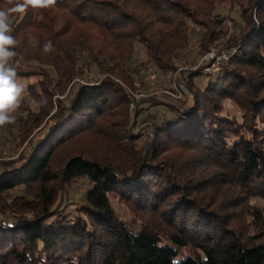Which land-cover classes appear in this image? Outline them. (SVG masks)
<instances>
[{
  "label": "trees",
  "instance_id": "trees-1",
  "mask_svg": "<svg viewBox=\"0 0 264 264\" xmlns=\"http://www.w3.org/2000/svg\"><path fill=\"white\" fill-rule=\"evenodd\" d=\"M224 1L57 0L10 15L17 77L39 75L28 95L47 104L18 116L22 141L39 128L30 149L0 160V198L23 192L0 202V264H264L261 214L252 211L254 229L234 208L264 200V0H232L244 21L226 41L234 54L203 73V86L193 74L190 99L180 105L142 98L175 117L154 121L142 143V129L135 131L143 107L130 95L135 85L126 70L135 43L159 68L175 71L174 54L189 45V21L200 28L204 54L228 33L227 17L214 13ZM89 27L99 31L97 43ZM49 40L55 51L44 54ZM93 63L104 76L80 80ZM228 99L240 119L225 114ZM80 177L92 186L71 216L61 199ZM224 185L239 199L218 198ZM27 210L31 218L21 215Z\"/></svg>",
  "mask_w": 264,
  "mask_h": 264
},
{
  "label": "rangeland",
  "instance_id": "rangeland-1",
  "mask_svg": "<svg viewBox=\"0 0 264 264\" xmlns=\"http://www.w3.org/2000/svg\"><path fill=\"white\" fill-rule=\"evenodd\" d=\"M214 13L221 16L225 15L227 17L225 30H227L228 33L225 36H221V38L218 40L212 42L207 53L204 54L200 52V28L195 23L189 21L191 27L189 45L184 49L178 50L174 54V61L177 64L175 71L162 70L159 68L152 60L147 57L144 45L139 42L135 43L134 52L126 70L132 76V80L135 85V89H129L130 95L134 98V102H136L135 99H140V103L138 105L143 107L142 114L139 117L138 125L135 127V131H138L139 128H141L143 131L142 137L140 138V143L148 139V137L152 134L154 130V121H158L159 124H162L166 121V118L175 117V114H172V112L165 106L154 105L150 102H143L141 101L142 98L152 95L156 99L180 105L182 101H187L188 98L190 99L187 84L189 78L193 74L200 73V76L198 75L195 77L196 83L200 86L205 85L207 76L203 74L202 69H204V67L207 65L209 60L206 57H209V54H211L212 51L219 52L222 50H229L232 52V55L236 51L237 47L232 48L227 46L226 41L229 35H237L239 33L240 26H242L244 23L240 16L239 5H234L232 0H225L222 3L220 2L216 4ZM12 19L13 17L9 18V23H11ZM89 31L91 36L95 35L94 37L96 38L93 36L92 38H94L93 41L95 40L97 43L99 39H101L98 34L99 31L95 27H89ZM34 41L35 39L31 37V42ZM82 61L89 63V58H82L80 62ZM19 65L23 66V63ZM123 67L125 68V66ZM102 76H104V74H102L98 70L96 64L93 63L89 65V68L86 69V73L80 77V80L94 81L98 78H101ZM38 79H40L39 75L18 78L19 82L25 85L26 92L20 99V103L22 105L21 108L18 109L19 111L14 113L16 117L15 122L0 127V160L16 157L21 151H28L30 149V143L32 141L31 137L37 132L39 128L34 129L30 135L24 141H22L21 135L19 134L20 130L18 116L27 115L28 111H30L29 108L34 109V103L30 100L28 95L27 85L29 83H35ZM177 89L183 92L181 97L175 96L174 93L177 92ZM64 96L65 95H61L60 97L63 98ZM224 104L225 114L238 119L241 118L238 106L234 100L228 99L224 102ZM132 108H135L133 103ZM91 186L92 183L87 177L74 179L65 185V192L63 193L61 199V206L65 207L66 213H70L71 216H73L75 213H78L77 208L84 201L85 195ZM223 189V194H218V198L225 197L226 199H239V195L235 189L227 185H224ZM22 193V189L18 188L16 191L5 195V197H1L0 202L5 201L11 203L16 195ZM112 203L116 211L131 225V227L137 226V222L132 219V214L124 204L118 202L116 199H112ZM234 208L235 212L237 213H242L244 211L243 217L245 216V218H243V220L254 229L258 227L252 222V211L257 209L264 220V200L260 197L249 198L245 200V205L241 204L239 206H235ZM6 211L7 214H17L9 208H7ZM21 215L31 218L33 216V212L27 210ZM1 218H3V216L0 213V219ZM8 218L10 217L8 216Z\"/></svg>",
  "mask_w": 264,
  "mask_h": 264
},
{
  "label": "clouds",
  "instance_id": "clouds-1",
  "mask_svg": "<svg viewBox=\"0 0 264 264\" xmlns=\"http://www.w3.org/2000/svg\"><path fill=\"white\" fill-rule=\"evenodd\" d=\"M56 3L57 0H6L8 7L0 8V127L15 122L14 113L20 107V99L26 92V87L19 82L12 63L18 55L15 51L18 41L11 35L10 15L25 13L29 8H50ZM42 51L44 54L55 51L53 43L46 41ZM46 104L47 98L43 97L34 103V108L38 109Z\"/></svg>",
  "mask_w": 264,
  "mask_h": 264
},
{
  "label": "built area",
  "instance_id": "built-area-1",
  "mask_svg": "<svg viewBox=\"0 0 264 264\" xmlns=\"http://www.w3.org/2000/svg\"><path fill=\"white\" fill-rule=\"evenodd\" d=\"M230 22V21H229ZM232 55V52L227 50H222L219 52L212 51L211 54H209V57L207 56L206 58L209 60L208 64L202 69L203 73H212L215 71L220 70V68L223 66L225 62L228 61L230 56ZM177 92L174 93L175 96L181 97L182 96V91L177 89Z\"/></svg>",
  "mask_w": 264,
  "mask_h": 264
}]
</instances>
